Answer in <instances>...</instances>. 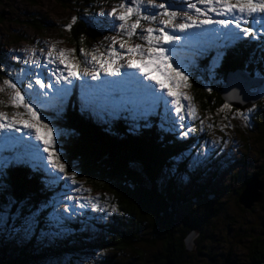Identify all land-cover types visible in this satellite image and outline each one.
I'll return each mask as SVG.
<instances>
[{"label": "rangeland", "instance_id": "rangeland-1", "mask_svg": "<svg viewBox=\"0 0 264 264\" xmlns=\"http://www.w3.org/2000/svg\"><path fill=\"white\" fill-rule=\"evenodd\" d=\"M120 3L121 0H99V2L96 3V8H88L85 5V0H0V51L12 61V64H16V66L13 64L8 68H4V66L1 67L10 74L0 71V87H4L3 81L8 79L17 83V87L20 88L22 94L31 93L33 91L41 93L47 91V96L44 97L45 99L51 97L53 93H55L56 88H67L70 90L64 101L62 110H57V108L51 106L40 107L38 104H33V107L38 112L42 121L44 123H49V126L53 128V137L56 140V150L60 155V162L65 164L66 171L69 172V174L72 170L76 171V184L65 181L62 178V174L56 173L54 169H51V166L47 162V153L43 152V144L37 141L34 135L29 139L27 136L29 130L23 129L22 125L19 126L22 129L20 132H0V148H5L8 144L13 142L9 138L27 140L29 143L37 145L40 149V155L43 157L42 163L44 165V167H40V169L43 171L42 174L44 175V179L48 181L52 178L49 175L50 172L56 176H61V179L52 187V191L54 189L52 194L57 191L56 189L61 188L60 191H57L55 199L52 201H60L59 210L61 212H63L65 207L69 208V213L65 215L71 214V218L65 221L67 228L66 233L58 237V239L74 236L75 230L69 227V225L75 222L79 224L81 232L88 234L86 238L89 241L101 237L107 238L105 234V225L117 226V217H122V213L119 212L117 206L112 203V198L109 193L101 191L88 183L87 179L83 178L81 175L79 163L68 162V151L65 150L64 146L68 143L66 140L67 136L72 134L70 130L59 124L58 117H60L65 110H68L71 101L70 98L76 95L84 105L85 97L95 99L100 96H124L127 95V89L130 86V78H137L144 84H147L148 81V85H151L157 94L162 95L165 100L169 101L167 107L171 111L167 115L170 119L172 118V120L176 118L175 106L171 104L172 97L167 96V89L161 90L155 81L146 79L144 73L136 68L123 67L120 70V75L115 76L100 72L99 78L94 80L91 75L87 74L92 71V65L84 63L85 56L83 54L79 59L75 45L69 40L70 30L66 29L67 25L72 23V18L76 17L78 19L80 15L89 14V9L95 10L94 15L96 19L99 22L103 19V22L107 21V24L110 26L106 27V30L104 29L102 37L94 42V45L89 50L85 51V53L89 54V59L92 53L104 54L105 57H107L106 50L111 44L112 37H116L117 40L126 39V37H121L118 34L119 22H115L114 27V17L107 15L114 7H118ZM155 3L170 5V11H176L181 14L188 11L187 0H155ZM159 11V9L149 8L144 14L147 15L151 12L158 13ZM101 12H104L105 15H99ZM189 14L194 15L193 12H189ZM220 18L221 17H216L213 14V19ZM38 25L42 26V28L40 29ZM144 27L159 29L161 25L159 22L152 25L142 22V28ZM217 27L219 26L213 25L209 30ZM142 28L137 29V35L129 42L130 45L144 44V41L139 38ZM166 31L181 37L179 43L165 44L164 47L170 50L169 54L172 56V61H170V63L172 67L175 68L179 64L186 65L185 68H181V71L189 77L188 83L190 87L181 88L179 91L184 92L192 98V103L197 111V117L195 119L186 116V119L182 122L185 125L184 128L179 127V121L176 125H171L173 130L171 129L170 132L172 133L174 131L178 139L182 141H191V139L194 138L195 148L191 146L194 148H191L192 152L191 150L186 152L183 151L184 153L178 156L180 157L179 160H177L176 157L171 163L169 174L174 180L179 181L183 190L193 199L191 206L188 207L187 205L189 209L199 208L207 211L212 209L218 210V214L213 218L215 219V221H213L216 223L215 226H210L211 228L204 233L205 236L203 240H200L201 242L199 241V244L202 243L201 246H203L204 252L202 255H205V257L200 258L199 261L210 264V259L212 258L214 264H222V255L230 251V258L232 259L231 264H251L249 257V235H257L264 231V200L254 205L256 206L254 211L251 209H244L242 205L238 203V191L241 189L243 183L259 171L260 165L264 161V131H259L256 123V120L263 118L262 115H264V98L259 101L260 103H254L256 110L252 113H249L248 109L253 105L245 110H241L229 104V109L220 111L226 102H219L217 96H215V94H217L215 92L219 90L221 84L223 85L225 83V78L223 77L221 67H218L220 71L216 69L214 75L207 71L210 80L208 82L205 80V85L209 93H211V100L207 101V110L204 109L202 104L196 100V96L192 89L191 76L195 73L196 64H198L196 62L202 59H209V55H215V52H211L206 57L194 56L197 45L195 41H192L189 37L193 33L199 32L200 29H190L188 32L175 31L173 33V29L168 27ZM255 41L259 42V40ZM52 44H55L57 49L74 50V54H71L69 59L80 66L79 71L81 78L73 80L70 85H56L53 89L43 90L34 83L37 76L44 80L45 83L55 84L56 79L55 76H52V72L56 70V65H49L46 60L47 52ZM128 46L129 45H126L125 49L122 50L120 49L119 43L113 45L117 51L125 55V60L120 61L121 64H126ZM33 53H35L34 56L32 55ZM29 58L39 59L41 61L40 66L36 67L34 65L24 64V60ZM202 63L209 66L210 59ZM60 68L62 70L63 66H60ZM21 69H25L26 71L30 70V72L26 76H21L18 80L17 74ZM199 69H201V71L197 75H201L202 70L205 69L206 71L208 67H201ZM154 75L163 79L159 73H154ZM29 81L33 83L32 90L27 88ZM256 89L257 87L252 88V90ZM10 93L11 90L7 89L4 93L0 94V101H3L4 104H9ZM25 100L31 103L30 95H25ZM187 103L188 101H182V104L185 106ZM160 106L163 109V113L166 114L163 101L158 105L157 112ZM22 111V108L15 109L10 106L5 107L0 105V112H6L9 115H11L12 112ZM88 112H91L92 117H97L93 114L91 107ZM237 113H243L248 119L245 120L242 116L237 115ZM124 115L128 114L124 113ZM165 118L167 119V117ZM150 119L151 117H149L148 121ZM118 120L120 119L113 120L112 122H117ZM123 120H126V123L129 125H132V128L136 131L142 126L139 122L143 121H133L131 119ZM201 121H203V124H201ZM102 123L104 124L105 122L102 121ZM210 124L212 125L211 128H209ZM188 127H192L196 129V131L189 133L187 137H183L181 133L187 131ZM201 128L203 129L202 131ZM209 152H211V155L208 157L206 163L197 165L194 168L190 167L194 157L201 153L207 154ZM3 154L11 155L12 153L5 151ZM29 166L31 165L29 164ZM45 169H47V171ZM4 183L7 185V191L4 195L0 196V205L5 204L8 197L15 199L6 177H4ZM202 189L204 193L201 194V198H197L198 192ZM69 197L72 199H69ZM85 197L88 199L85 200ZM2 199H4V201H2ZM50 199L51 197L48 203L52 202ZM17 202L18 204L20 203L19 201ZM48 203H42L41 205ZM79 203H87L88 207L80 209L78 207ZM94 203L98 205L95 209L91 206ZM24 204L26 205V203ZM113 207L115 211H113ZM46 210H48L47 215L53 211L51 207L46 208L44 211ZM24 214L28 215L27 208H25ZM43 220L44 221L40 223L37 228L36 233L28 239H21L19 237L9 238L5 234H0V256L5 255V257H11V255H17L20 251H25L26 247L28 249L37 248L43 251L44 248L42 245L48 246L51 244L50 240H52L48 237L41 238L40 229L45 227V218H43ZM194 231L195 230L190 233ZM194 234L195 242H197L196 239H199V233L194 232ZM8 247L11 250L8 249ZM8 250L9 252L6 256L5 253ZM149 255V250H147L146 258L149 259V261L145 260L144 264H153ZM104 258L111 260L108 264H140L141 262L138 260V254L128 249L125 250V252L106 250L94 254L78 255V253H66L61 257H37L35 258L36 261L32 263L101 264L102 261H105L103 260Z\"/></svg>", "mask_w": 264, "mask_h": 264}, {"label": "trees", "instance_id": "trees-1", "mask_svg": "<svg viewBox=\"0 0 264 264\" xmlns=\"http://www.w3.org/2000/svg\"><path fill=\"white\" fill-rule=\"evenodd\" d=\"M97 2L99 0H85V5L88 8H96ZM89 11V14L80 15L69 31V40L75 45L79 59L82 55L81 49L84 52L89 50L94 42L102 37L104 29L110 26L107 21L99 19V22L96 19L95 10ZM38 27L42 28L40 25ZM258 46V41L245 38L226 50L220 65L225 80L228 72L236 69H243L252 76H256L257 72L264 74V63H248L253 52H256L258 60ZM212 55H209V59ZM209 59L197 61L195 73L191 76L196 100L206 110L207 101L211 100V93L205 85V80H210L209 73L207 69H203L201 75L197 74L201 71L199 68L208 67L202 62ZM13 64L0 51V68H8ZM217 70L220 71V68ZM2 72L10 74L5 70ZM222 86L221 84L215 92V96L219 102L224 103L220 95ZM89 108L85 107L77 96H73L68 110L58 117V122L72 134L67 136L68 143L64 146L68 151V162L79 163L82 177L95 188L109 193L112 203L122 213V217L115 218L117 226L105 225L107 238L89 241L86 238L88 234L81 232L79 224L75 222L69 225L75 230L74 236L52 239L50 245H42L43 251L26 247L25 251L10 257L7 256L8 250L5 253L8 258L5 255L0 256V264H33L37 257H61L66 253L94 254L106 250L125 252L128 249L138 254L140 264H144L145 260L149 261L146 258L147 250L153 264H164L167 261H174L176 264H205L204 261H199L205 257L202 255L203 246L199 241L203 240L204 233L210 226H215L213 218L218 214V210L189 209L193 199L183 190L179 181L169 174L173 160L184 153L183 151L191 150V146L195 148V139H178L174 131L171 133L166 130L172 129V126L163 115L158 117L160 115L157 114L158 116L150 121L139 122L142 126L136 131L123 119L103 124L97 117L91 116ZM262 116L263 118L256 120L259 131H264V115ZM145 123L150 126H144ZM42 172L40 168L34 169L29 164H24L8 169L5 176L15 199L30 205L33 211L42 203H48L50 197V201L55 199L57 191L61 190L58 188L52 194L53 185L49 186L44 182L47 180ZM254 176L264 178V161L259 171L249 179ZM247 181L238 191V199ZM202 193L203 189L198 192L197 198H201ZM238 203L242 205L239 200ZM242 207L247 209L243 205ZM255 208L256 206H253L251 210L254 211ZM47 213L48 210L41 214L40 223L44 221ZM194 229H199L197 249L188 251L185 237ZM263 232L249 235L251 264H264ZM230 255V251L222 255V264H231ZM103 260L105 261L101 264L111 261L106 258ZM211 262L214 264L212 258L210 264Z\"/></svg>", "mask_w": 264, "mask_h": 264}, {"label": "snow or ice", "instance_id": "snow-or-ice-1", "mask_svg": "<svg viewBox=\"0 0 264 264\" xmlns=\"http://www.w3.org/2000/svg\"><path fill=\"white\" fill-rule=\"evenodd\" d=\"M170 7V5L163 3H155V0H121L118 7H114L107 15L114 17V27L115 22H119L118 34L121 37H126V39L117 40L116 37H112L111 44L106 50L107 57L104 54L92 53L89 59L88 53H85L83 49H81V52L85 56L84 63L92 65V71L87 74L91 75L94 80L99 78L100 72L115 76L120 75V70L123 67L136 68L144 73L146 79L155 81L161 90L167 89V96L172 97L171 104L175 106L176 113V118L171 123L176 125L179 121V127L184 128L185 125L182 122L186 119V116L195 119L197 111L192 103V98L179 91L181 88L190 87L188 83L189 77L181 71V68H185L186 65L179 64L175 68L172 67L170 50L164 47L165 44L179 43L181 37L170 34L166 31V28L171 27L173 33L175 31L188 32L190 29H200L199 32L193 33L189 39L195 41L197 45L194 56L206 57L211 52H215V55L210 58L207 69L210 74L214 75L215 70L220 67L226 50L236 46L245 38L259 40V58L257 60V54L253 52L249 57L248 63H264V0H187L188 11L183 14L170 11ZM149 8L159 9L160 11L145 15L144 13ZM189 12H193L194 15H190ZM213 14L221 18L213 19ZM99 15L104 16L105 13L101 12ZM76 19V17L72 18V23L67 25L66 30L71 29ZM142 22L149 25L159 22L161 27L159 29L154 27L142 28ZM213 25L219 27L209 30ZM141 28L142 31L139 34V38L144 41V44L130 45L129 42L137 35V29ZM117 43H119L122 50L125 49L126 45H129L127 47L128 58L126 64L120 63V61L125 60V55L113 47ZM71 54H74V50L57 49L56 45L52 44L47 52L46 60L47 64L56 65V70L52 72V76L56 77L55 84L45 83L44 80L37 76L34 81L35 85L39 86L40 89L47 90L53 89L56 85H70L73 80L81 78L80 66L69 59ZM32 55L34 56L35 53ZM24 64L39 67L41 61L29 58L24 60ZM60 66H63L62 70ZM0 71H3V69L0 68ZM29 72L30 70L21 69L17 74V79L19 80L21 76L28 75ZM154 73H159L163 79L154 75ZM235 75L246 77L250 74L241 72ZM256 77L262 82L258 95L264 96V74L257 72ZM3 85L4 87H0V94L10 89V103L4 104L3 101H0V105L10 106L15 109L22 108L23 111L12 112L11 115L6 112H0V132H20L22 129L19 126L22 125L23 129L29 130L27 133L29 139L34 135L35 139L43 144V152L47 153V162L51 169H54L56 173L62 174V178L65 181L76 184V171L72 170L69 174L66 171L65 164L60 162V155L56 150V140L53 137V128L49 126V123L42 121L33 107V104H38L40 107L51 106L57 108V110H62L70 90L67 88H56L55 93L45 99L47 91L43 93L33 91L22 94L20 88L17 87V83L8 79L3 81ZM27 88L29 90L33 89L31 81L28 82ZM25 95H30L31 103L25 100ZM236 98L240 99L239 94L236 95ZM162 101L165 105L167 116L171 111L167 107L169 101L165 100L162 95L157 94L151 85L144 84L137 78H130L127 95L120 97L100 96L95 99L85 97L84 106L91 107L93 114L105 123H111L113 120L121 118L147 122L149 117L158 114L157 107ZM182 101H188L187 105H183ZM240 102L243 103L244 100L240 99ZM229 108L230 105L225 103L220 111ZM255 110L254 104L248 109L249 113L255 112ZM124 113L128 115H124ZM237 115L242 116L245 120L248 119L243 113H237ZM201 124H203V121H201ZM144 126L150 125L145 123ZM161 127H163V124ZM211 127L212 125L210 124L209 128ZM194 131L196 129L188 127L187 131H183L181 135L187 137L189 133ZM9 139L13 142L5 148H0V196L7 191L4 177L7 175L8 169L24 164H30L34 169L44 167L42 163L43 157L40 155V149L37 145L31 144L24 139ZM5 151L12 154L4 155ZM210 155L211 152L197 155L193 158V163L190 167L194 168L197 165L206 163ZM179 159L180 157H177V160ZM45 170L47 171V169ZM49 175L52 177L46 181L49 186L55 185L61 179V176H56L51 172ZM69 199L72 198L69 197ZM87 199L85 197V200ZM59 204L60 201L55 200L48 204H43L33 211L30 205H25L23 202L18 204L15 199L8 197L7 202L0 205V234H5L9 238H31L40 225L41 214L46 208L51 207L53 211L45 217V227L40 229L41 238L55 239L63 236L67 231L65 221L71 218V214L65 215L69 213V208L67 207L61 212ZM91 206L95 209L98 205L94 203ZM78 207L83 209L88 207V204L79 203ZM25 208L28 210V215L24 214ZM113 211H115L114 207Z\"/></svg>", "mask_w": 264, "mask_h": 264}, {"label": "water", "instance_id": "water-1", "mask_svg": "<svg viewBox=\"0 0 264 264\" xmlns=\"http://www.w3.org/2000/svg\"><path fill=\"white\" fill-rule=\"evenodd\" d=\"M247 72L243 69L231 70L228 72L225 83L223 84L220 95L222 99L241 110L247 109L249 106L260 101L264 96L258 95V90L261 87V80L256 76L250 75L246 77H238L235 74ZM253 87H257L256 90H252ZM243 89V91H241ZM239 94L240 99L244 102L241 103L240 99L236 98ZM264 198V178L254 176L249 179L239 195V202L247 209L253 208L256 203H260ZM194 232L199 233V229H194ZM194 232L189 233L185 237V244L188 251H196V242ZM164 264H176L174 261H167Z\"/></svg>", "mask_w": 264, "mask_h": 264}, {"label": "bare ground", "instance_id": "bare-ground-1", "mask_svg": "<svg viewBox=\"0 0 264 264\" xmlns=\"http://www.w3.org/2000/svg\"><path fill=\"white\" fill-rule=\"evenodd\" d=\"M10 132L14 133V131H10Z\"/></svg>", "mask_w": 264, "mask_h": 264}]
</instances>
